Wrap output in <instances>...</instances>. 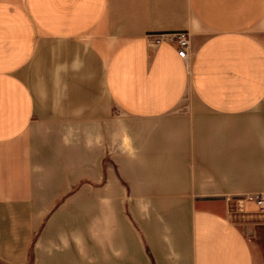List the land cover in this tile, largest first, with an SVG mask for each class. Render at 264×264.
I'll use <instances>...</instances> for the list:
<instances>
[{
    "label": "crops",
    "instance_id": "0c3cea01",
    "mask_svg": "<svg viewBox=\"0 0 264 264\" xmlns=\"http://www.w3.org/2000/svg\"><path fill=\"white\" fill-rule=\"evenodd\" d=\"M183 31L188 60L149 44ZM47 41L89 103L42 120L25 74ZM262 192L264 0H0V213L36 264H264V221L231 209Z\"/></svg>",
    "mask_w": 264,
    "mask_h": 264
},
{
    "label": "rangeland",
    "instance_id": "374dc122",
    "mask_svg": "<svg viewBox=\"0 0 264 264\" xmlns=\"http://www.w3.org/2000/svg\"><path fill=\"white\" fill-rule=\"evenodd\" d=\"M40 48L35 64L26 70L25 74V79L37 96L39 109L37 118L44 120L43 118L52 114L71 115L79 109L88 108L86 107L89 103L87 101L88 92L84 88L86 86L83 80L79 79L77 85L70 84L69 89L66 88L65 83L62 89H60V84L57 88L56 84L52 83L53 80H60V74L61 78H64V66L70 63L69 58L74 51L54 41H47ZM86 60L89 71L92 72L93 61L88 56ZM94 69L95 78L91 76L90 89H88L91 94L95 93L100 96L104 91L102 70L97 60H94ZM231 209L233 220L244 224L246 219L241 218L236 204ZM26 220L23 212H16L9 216L0 213V264H36L35 242L37 238H29L30 231Z\"/></svg>",
    "mask_w": 264,
    "mask_h": 264
},
{
    "label": "built area",
    "instance_id": "2783aa9c",
    "mask_svg": "<svg viewBox=\"0 0 264 264\" xmlns=\"http://www.w3.org/2000/svg\"><path fill=\"white\" fill-rule=\"evenodd\" d=\"M148 39L149 44L152 48L160 45L165 41L172 40L178 48V54L180 58L186 60L189 59V49L191 47V43L190 33L188 31L168 35L153 34L148 36ZM236 206L239 210V213H241V218L246 219L255 216L264 221V192L250 194V196L238 199L236 201ZM251 207L254 209H252Z\"/></svg>",
    "mask_w": 264,
    "mask_h": 264
}]
</instances>
